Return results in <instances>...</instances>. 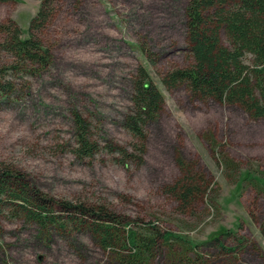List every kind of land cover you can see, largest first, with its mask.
Here are the masks:
<instances>
[{"label": "rangeland", "instance_id": "374dc122", "mask_svg": "<svg viewBox=\"0 0 264 264\" xmlns=\"http://www.w3.org/2000/svg\"><path fill=\"white\" fill-rule=\"evenodd\" d=\"M188 1L58 0L53 20L41 28L52 53L49 67L34 76L24 68L4 73L16 90L0 98V164L23 171L49 196L106 204L138 225L158 223L194 244L229 232L221 239L233 251L204 245L207 264H264V190L248 180L264 177V119L162 82L167 72L192 63L185 40ZM40 4L0 0V69L13 61L1 47L2 27L18 26L27 37ZM142 65L165 97L148 127L145 162L125 168L106 153L77 159L75 110L91 119L97 137L131 144L122 117ZM179 157L213 182L208 196L187 213L169 193L181 176ZM0 264L113 263L92 233L71 227L44 231L24 219H6Z\"/></svg>", "mask_w": 264, "mask_h": 264}, {"label": "trees", "instance_id": "16d2710c", "mask_svg": "<svg viewBox=\"0 0 264 264\" xmlns=\"http://www.w3.org/2000/svg\"><path fill=\"white\" fill-rule=\"evenodd\" d=\"M58 0H41L32 18L28 36L18 26H3L1 47L13 56L12 64L0 69V98L14 94L16 87L5 74L24 68L37 75L51 64L52 53L41 37V28L54 18ZM14 27V28H13ZM185 40L192 63L162 77L168 88L185 85L193 98L236 106L254 119H264V0H189L185 10ZM143 53L149 59L147 49ZM130 108L122 125L132 138L129 146L97 137L91 119L75 110L71 113L75 143L72 152L79 160L111 154L125 168L142 165L148 149V127L162 112L165 97L153 83L145 66L138 67L132 82ZM215 155L217 148H214ZM180 178L169 186L181 212L187 213L204 200L213 185L197 166L182 158L175 160ZM220 165H224L218 159ZM227 165V163H225ZM264 190V177H248ZM6 219H24L41 230L51 228L92 233L113 264H207L202 247L209 243L229 254L223 233L206 244H194L186 237L164 229L158 223L138 225L130 216L106 204L68 201L44 193L21 170L0 164V234ZM264 236V218L260 222Z\"/></svg>", "mask_w": 264, "mask_h": 264}]
</instances>
